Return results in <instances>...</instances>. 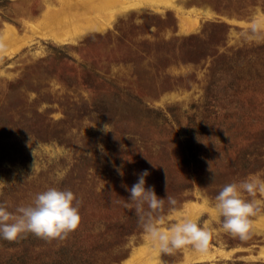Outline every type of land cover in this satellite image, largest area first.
<instances>
[{
	"label": "rangeland",
	"instance_id": "rangeland-1",
	"mask_svg": "<svg viewBox=\"0 0 264 264\" xmlns=\"http://www.w3.org/2000/svg\"><path fill=\"white\" fill-rule=\"evenodd\" d=\"M115 1L103 30L58 44L28 29L49 2L0 0V42L21 36L0 46V203L57 187L82 217L63 241L0 239V264H264V197L247 240L213 209L225 185L264 179V0ZM144 170L165 227L197 221L206 253L146 238L125 207Z\"/></svg>",
	"mask_w": 264,
	"mask_h": 264
},
{
	"label": "clouds",
	"instance_id": "clouds-1",
	"mask_svg": "<svg viewBox=\"0 0 264 264\" xmlns=\"http://www.w3.org/2000/svg\"><path fill=\"white\" fill-rule=\"evenodd\" d=\"M100 130L109 132V124H104ZM100 148L102 151V146ZM149 175L148 170L138 174L137 182L128 189L130 197L125 204L129 210L134 209L146 238L162 254L172 255L189 246L196 252L206 253L212 234L197 221L184 218L165 227L166 221H172V217L162 214L165 199L158 198L154 187H145V178ZM245 194L251 199H246ZM257 194L264 197V179L250 176L239 183L225 185L215 196L213 209L222 218L223 230L233 238L247 240L251 237L254 230L252 218L261 211ZM167 202L171 206L170 212L175 211L177 200L167 196ZM80 204L81 200L71 190L57 187L35 194L30 204L18 206L14 211L0 203V239L17 242L32 234L47 242L66 240L81 226Z\"/></svg>",
	"mask_w": 264,
	"mask_h": 264
},
{
	"label": "bare ground",
	"instance_id": "bare-ground-1",
	"mask_svg": "<svg viewBox=\"0 0 264 264\" xmlns=\"http://www.w3.org/2000/svg\"><path fill=\"white\" fill-rule=\"evenodd\" d=\"M46 1L49 2L48 7L38 19L37 24L30 25L28 29L32 32L38 31L50 34L52 39L58 44L69 41L70 38H74L78 33L103 30L110 14L116 8L124 5L123 3L119 5L120 2L115 0H60L57 5L51 3V0ZM12 30L11 28L9 29L10 32ZM14 33L15 35L12 38L2 40L3 42H0V46L12 44L17 39H21V36L16 31ZM155 261H146V264H156Z\"/></svg>",
	"mask_w": 264,
	"mask_h": 264
}]
</instances>
